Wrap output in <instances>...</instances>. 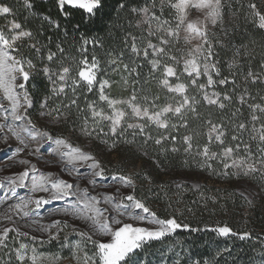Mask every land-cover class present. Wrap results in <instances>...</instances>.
Masks as SVG:
<instances>
[{
  "label": "trees",
  "instance_id": "1",
  "mask_svg": "<svg viewBox=\"0 0 264 264\" xmlns=\"http://www.w3.org/2000/svg\"><path fill=\"white\" fill-rule=\"evenodd\" d=\"M30 2L33 8L28 7V0H2L9 14L0 18V29L11 43V23L18 24L20 32L31 33L14 42L9 53L34 65L26 84L34 105L32 115L37 117L41 104L46 101L48 110L57 109L60 113L58 132L76 134L87 121V129H94L95 134L94 131L101 132L104 125L93 110L107 109L106 104L100 103L98 93L99 85L104 82L109 83L111 89H119L122 96L133 93L138 100H152L158 105L165 103L166 96H172L161 86L166 65H162L164 61L155 60L150 48L151 43L158 42L160 28L150 31L148 24L141 23L140 14L147 9L155 16L168 18L172 9L162 0H103L104 7L97 10L96 23L87 29L76 27L82 10L69 9L72 16L66 20L58 0ZM223 2L233 12L224 44L217 49L215 80L217 91L224 98L220 101L223 106L206 104L203 94L187 85V95L195 99L190 101L189 110L183 112L182 121L172 120L165 129L146 123L125 140L109 139L108 130H104L107 135L102 142L115 143L114 153L122 166L124 162H133V166L141 163L134 176L132 195L142 200L158 218H174L180 224H187L189 229H198L195 232L177 230L146 244L147 264H174L177 258L180 264H189L190 259L194 264L197 261L204 264L205 260L209 264H264L261 208L252 205L245 215L246 204L236 192L232 177L220 175L215 159L202 156L203 149L211 145L207 133L211 126L225 131L222 144L214 143L220 155L224 149H234V142L240 140L253 152L264 147L258 143L264 138V32L257 27L256 17L245 2ZM64 7L68 9L67 5ZM36 13H46L53 23L42 24V16ZM84 18L87 19L86 14ZM82 36L96 43L85 45ZM49 52L54 54L51 60L47 58ZM152 59L156 61L153 65L150 64ZM88 66L96 70L94 86L81 79V72ZM65 68L67 76L61 81L59 76ZM24 70L29 71L26 66ZM53 82L63 87V93L52 92ZM94 148L98 149L99 145ZM103 166L104 170L108 167ZM114 172L126 176L127 170L119 168ZM165 176L167 180H163ZM181 177L204 184L194 189L172 182ZM223 226L234 234L229 238L220 237L208 230ZM241 234L246 238L240 239ZM16 242L8 240L0 252V264H20ZM38 245L43 246L44 253L54 255L63 246L60 240ZM61 250L63 253L59 256L66 259L67 251Z\"/></svg>",
  "mask_w": 264,
  "mask_h": 264
},
{
  "label": "rangeland",
  "instance_id": "2",
  "mask_svg": "<svg viewBox=\"0 0 264 264\" xmlns=\"http://www.w3.org/2000/svg\"><path fill=\"white\" fill-rule=\"evenodd\" d=\"M162 1L172 9V13L169 14L168 18L155 16L148 10L147 12L142 10L140 14L141 23H143V25L148 24V26H150L149 28L151 29L150 31L160 28V30H158V42L154 44L151 43L150 48L152 49L155 60L164 61L165 64L162 63V65H166L163 72L164 78L161 81V86L166 91L167 95L172 96H166L164 104L158 105L156 102L146 99L138 100V98L133 93H131L129 96H122L120 95L121 91L119 89H111L110 84L104 82L99 85L98 93L100 96V103L106 104L107 109L104 111L103 109L99 110L98 108H94V112H96L94 116L102 119L104 125L101 128V132L94 131L95 134H93L92 130L94 129L92 128L89 130L87 129L88 134H85L84 126L78 129L76 134L72 131H70L71 133L63 134L62 132H58L59 128L61 127V120L58 117L53 115L52 119L49 120L47 115H41L42 112H48L47 108H41L37 117L32 115V108L27 109V111L31 113L30 119L36 130L40 132H48L49 135L55 138H64L73 147H79L82 151L93 155L102 165L103 169V165L108 166L107 169L104 170L106 183H110L112 175H118L114 171L118 170L119 168L127 170L125 177H128L131 180V185L128 188L124 187L123 185H113L108 188H98V190H93L92 185H89L86 182H81V187L86 188L92 195H96L98 193L101 197L103 195H111L114 197H122L129 194L132 195L135 185L134 176L138 174L141 167V163H136L133 166V162H124L122 166L118 161L117 154L114 153L116 150L115 143L102 142L103 137L107 135L104 133V130H108L109 139L112 138L113 140V138H117L125 140L128 137H133L136 134V131L141 129L146 123L161 129H165L168 123L170 124L172 120L173 122L182 121L183 112L186 109L187 111L189 110V106L192 105L190 101L195 99L193 95H187L189 89L187 85H190L197 91H200L203 94V99L205 100L206 104H213L219 107L223 106V103L220 101L224 98L219 95L216 88L218 86L215 80L218 73L216 61L219 55V51L217 49H220V47L224 44L223 42L227 37L226 35L228 27L232 22L233 12L231 7L227 6L226 8V6L223 4L225 31H222L219 25H217L215 28H211V26H209L207 42L203 43L202 48L199 52H197L193 50L192 44L185 42V32L182 28L178 29L177 24L182 18L185 17L186 14L189 18L199 15L196 8L193 7L194 2L199 3L200 5H205L209 2V0ZM241 1L245 2L247 7L253 11V14L257 20V27L264 32V0ZM222 3H224L223 0ZM5 8L6 7L2 4V0H0V9H2L0 10V18L9 14V11H4ZM17 25L18 24L16 23H11L9 26V36L12 39V43L7 40L4 33L0 29V52H4L8 56H11L9 50H11L12 44L14 43L13 37H16L15 42L25 37L23 32H20L19 25L18 27ZM173 30H175V32H173ZM170 32H173V34L170 35ZM191 34H194V32ZM5 41H7V44H5ZM9 45L11 46L9 47ZM155 60L152 59L150 64L153 65L156 62ZM6 64L13 65V62L11 60H7ZM13 66L16 68L20 67V65ZM168 69H171L172 72L168 73ZM82 72L90 73L89 79H91L92 83L89 84L87 80L81 77L82 81L87 83L89 86H94L97 75L95 67L88 66ZM12 76L16 77L14 81L12 80V84L15 86L13 90L21 98V103H23V93L27 91L26 84L24 89L19 88L17 85L24 83L23 79L20 77L18 72H13ZM9 79H11V77H9ZM218 83L221 84V82ZM177 85H183V87L177 88ZM102 95L105 97V99H101ZM6 96L7 94L4 89L0 88V103L4 104L5 106H7L9 103V101L6 99ZM109 100L119 101L120 103L110 104ZM2 123L4 122L0 121V124ZM129 125H132V127H129ZM113 126L115 127L114 134L110 131ZM55 131H57V134H54ZM207 133L209 144L211 145L203 149V158L215 159L217 166L221 170L219 172L220 175L232 177V181L235 183L236 192L242 198L243 203L246 204L245 208L243 209V213L245 215L249 214L250 206L252 205L253 207L258 205L262 210V214L264 215V147L260 146L255 152H253L249 148L248 144H245L244 141L240 140L234 142V149H224L220 155L218 154V150L214 148V143L218 142L220 145L222 144V138L225 136L224 129L217 126H211L208 128ZM0 135L4 136L3 139H0V161H2L0 162V196H4L6 193L10 196L9 180L13 176L18 175L20 172L26 170L29 167V165L20 164V160H28L29 164H35L37 168V174L43 173L47 175L48 173H51L53 176L64 179L68 183L74 182V176H71L66 171L61 170V165L57 163L58 157L51 152L42 153L40 156L30 155L29 149L24 148L23 151L9 159V147H21L19 140H17L14 133L8 132L6 130L5 132H0ZM21 135L23 136L24 134L21 133ZM38 142V140L26 141V143L31 146L32 151L35 150L37 147L36 143ZM258 143L260 145H264V138H260ZM94 145H99V148H94ZM46 146L47 145H45V147ZM107 171H110L111 174H108ZM167 179V176L163 178V180ZM172 182L176 184L179 182L178 185L187 184L192 186L194 189H198L204 184L203 181H197L187 177L174 178L172 179ZM117 187H119V192L116 191ZM17 191L20 193V195H26L28 193L27 189H18ZM34 196L36 198L41 196L46 197L47 194L35 193ZM17 202L19 201L15 197L0 200V216H3L4 209L9 208L12 204ZM98 206L109 209L110 215H117L114 210H111L110 205L102 203ZM117 218L120 219L123 224H133L134 226H142L150 229H156L158 227L157 225H148L147 223H141L133 220L129 215H119ZM14 219H18V217H14ZM55 220H63L70 225L68 229L62 230L58 234L56 233L55 229L50 230L52 234L58 235V239L51 241L58 242L60 240L62 245H64L65 236L67 235V241L70 245L69 247H60V252L57 255L44 253L42 248L43 246L38 245L40 244L39 242L34 244L30 238L18 237L14 232L9 233V238L5 241V246L10 238L17 241L16 250L20 248V244L29 245V258L24 260V264H32L30 259L31 247L36 248L37 264H56V257L63 253V250L61 249L67 251L66 259H63L59 256L61 264H77V260L73 256L74 249L71 247V245L79 241L80 237L72 232L71 226H75L83 230H87V226L84 221L79 220L75 216H63L62 214L45 217L41 222L50 224ZM12 226V223L0 219V234L3 233L5 228ZM22 230L30 231L29 229ZM88 231L91 232L92 229L88 228ZM34 234L38 237V240H48L49 233L36 232ZM99 239H101L103 242L110 239V237H104L100 233H94L93 240ZM4 247H0V252ZM81 247L82 250L77 252L76 256L79 258L80 264H84V256H92L96 252V249L94 245L86 239L82 241ZM97 264H99V261Z\"/></svg>",
  "mask_w": 264,
  "mask_h": 264
},
{
  "label": "snow or ice",
  "instance_id": "3",
  "mask_svg": "<svg viewBox=\"0 0 264 264\" xmlns=\"http://www.w3.org/2000/svg\"><path fill=\"white\" fill-rule=\"evenodd\" d=\"M44 3H47V0H44ZM58 5L60 12L66 20L72 16L69 9L82 10V15L79 21H77L76 27L80 28L83 26L85 29L96 23L97 10L104 7L103 0H58ZM65 5L68 6V9L64 7ZM28 7L33 8L30 0H28ZM4 11L7 12L8 9L5 8ZM84 14L87 15V19L84 18ZM36 15L42 16V24L44 22L53 23L46 13H36ZM56 27H59L58 23ZM81 39L85 45L89 42L96 43L94 39L90 41L86 36H82ZM5 44H7V41H5ZM53 55V53L49 52L47 58L51 60ZM7 60L6 56L0 55V88L4 89L7 94L6 99L9 101L7 106L0 103V121L4 122L0 124V129H2L0 132H5L6 130L14 133L21 146L15 148L9 147V159L23 151L24 148L29 149L30 155L40 156L42 153L51 152L58 157L57 163L61 165V170L74 176V182L68 183L64 179L53 176L51 173L47 175L43 173L37 174L35 164H29L28 160H20V164L29 165V167L9 180L10 196L7 193L4 196H0V200L15 197L19 201L4 209L3 216H0V219L8 221L13 225L12 227L5 228L3 233L0 234V247L5 246V241L9 238L10 232H14L18 237L30 238L34 244L36 242L40 244L48 243V241L38 240V237L34 233H49V239H52L60 231L68 229L70 225L63 220H55L50 224H45L41 221L45 217L56 214H62L63 216L71 215L84 221L87 226V230L71 226L72 232L80 237L79 241L71 245L74 249V254L76 255L77 252L82 250V241L85 239L90 241L96 249V252L92 256H84L86 264H97L98 261L99 264H147L146 244L159 241L161 238L177 230L198 231L195 228L189 229L187 224H180L174 218H158L135 195L129 194L122 197L103 195L101 197L99 193L92 195L86 188H82L81 182L92 185L93 190L108 188L113 185H123L128 188L131 185V180L128 177L114 174L111 176L110 183H106L105 171L93 155L82 151L79 147H73L64 138H55L49 135L48 132L36 130L30 119L31 113L27 111V109L32 108L34 105L27 91L23 93V103H21V98L13 90L15 86L12 84V80H14L12 73L18 69L13 65L6 64ZM67 72L68 69L65 68L60 74L59 79L61 81L66 78ZM81 77L87 80L89 84L92 83L91 79H89L90 73L81 72ZM29 79L30 74L24 75V85L29 82ZM63 91V87H57L55 82H53L52 92L54 94L59 95ZM101 99H105V97L102 95ZM109 103L115 104L117 102L109 100ZM41 108H48L46 101L41 104ZM42 114L47 115L49 120L52 119L53 115L56 117L60 115L57 109H49L47 113L42 112ZM93 114H96L94 110ZM87 127V121H85V134H88ZM21 133L24 135L22 136ZM3 138L4 136L0 135V139ZM27 140L39 141L36 143L37 147L34 151L26 143ZM45 145L47 146L45 147ZM18 189H27L28 193L20 195L17 191ZM116 191L119 192V187H117ZM35 193H46L47 196L36 198L34 196ZM102 203L110 205L111 210H114L117 215H110L109 209L98 206ZM119 215H129L133 220L147 223L148 225H157L158 227L150 229L134 226L133 224H123L117 218ZM14 217H18V219H14ZM88 228H91L92 231H88ZM22 229H29L30 231ZM52 229H55L57 234H52L50 231ZM208 230L214 231L220 237L229 238L234 234L227 226ZM94 233H100L104 237H110V239L103 242L101 239L93 240ZM239 238L245 239L246 236L241 234ZM69 246L66 235L63 247ZM16 251L17 259L21 264H24V260L29 258V245L20 244V248ZM30 251L32 264H37L36 248L31 247ZM138 255L139 259H137ZM174 264H180L179 258H177ZM189 264H194V262L190 259ZM195 264H198V261ZM204 264H209V261L205 260Z\"/></svg>",
  "mask_w": 264,
  "mask_h": 264
},
{
  "label": "clouds",
  "instance_id": "4",
  "mask_svg": "<svg viewBox=\"0 0 264 264\" xmlns=\"http://www.w3.org/2000/svg\"><path fill=\"white\" fill-rule=\"evenodd\" d=\"M174 7V5H173ZM193 7L196 8L197 12L199 13L198 16L189 18L186 14L184 18H182L178 24L177 28H182L185 32L184 40L186 43L192 44V48L194 51L199 52L200 49L203 46V43L207 42V33L209 31V26L211 28L217 27V25L220 26L222 31H225L224 29V18H223V3L222 0H209V2L205 5H200L199 3H193ZM2 10V9H0ZM144 12H147V9L143 10ZM18 27V25H17ZM175 32V30H173ZM173 32H170L169 34H173ZM194 34H191L193 33ZM25 36H31L30 32L23 33ZM16 37H13V42H15ZM11 45H9L10 47ZM0 55L6 56L8 60H11L13 62V65H20L18 67L17 71L20 77L23 79L24 75H29L30 70L34 67L32 65L31 61H21L20 59L12 56H8L4 52H0ZM27 67L29 71H25L24 67ZM231 66V65H229ZM45 73H47V69L44 70ZM168 73H171L172 70L168 69ZM16 77L14 76V80ZM13 80V81H14ZM24 81V80H23ZM19 88L24 89L25 85L24 83H21L17 85ZM177 88H182L183 85H177ZM172 90V89H169ZM117 103H120L119 101H116ZM166 110V109H165ZM135 111V109H134ZM43 115V114H41ZM129 127H132V125H129ZM110 131L114 134L115 133V127L113 126ZM50 235V234H49ZM48 235V242L51 240L58 239V235L52 237V239H49ZM74 258L77 260V264H80L79 258L73 253ZM56 264H61L59 256L56 257ZM86 264V262H84Z\"/></svg>",
  "mask_w": 264,
  "mask_h": 264
}]
</instances>
